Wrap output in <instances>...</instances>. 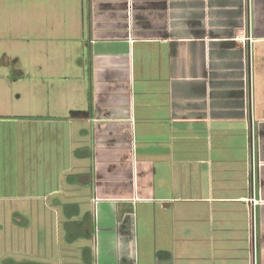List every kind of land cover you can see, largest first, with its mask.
Instances as JSON below:
<instances>
[{
    "label": "crops",
    "instance_id": "obj_1",
    "mask_svg": "<svg viewBox=\"0 0 264 264\" xmlns=\"http://www.w3.org/2000/svg\"><path fill=\"white\" fill-rule=\"evenodd\" d=\"M75 1L0 113V264H264V0H88L87 37Z\"/></svg>",
    "mask_w": 264,
    "mask_h": 264
},
{
    "label": "rangeland",
    "instance_id": "obj_2",
    "mask_svg": "<svg viewBox=\"0 0 264 264\" xmlns=\"http://www.w3.org/2000/svg\"><path fill=\"white\" fill-rule=\"evenodd\" d=\"M5 1L0 3V113L24 114L28 111L27 105L33 104L35 101L34 94L40 91L42 81L39 71L33 77L35 82L28 79L30 76H25L27 70L25 64L29 59L28 55L23 54V48L47 49L51 57L54 48L56 49L58 45L60 47L61 43L66 44L69 41L65 37L66 33H70L72 30L74 22L71 20L74 16H78V7L81 9V6L78 1L73 2V0H63L61 4H58L60 2L57 0ZM82 7L84 8L83 26L85 37H87L88 0H83ZM25 40L29 42L24 44ZM42 72L44 73V70ZM30 73L31 70H28L27 75H31ZM53 217H58L59 221L56 222L61 223L60 216ZM0 219L2 224L0 227V257H14L19 260L24 256L26 250L24 246L25 231L13 227L9 223L7 214L1 215ZM10 235L17 236L16 245L9 244ZM43 239H46V235ZM95 249L94 247L93 250L95 251ZM22 263L15 262V264Z\"/></svg>",
    "mask_w": 264,
    "mask_h": 264
},
{
    "label": "built area",
    "instance_id": "obj_3",
    "mask_svg": "<svg viewBox=\"0 0 264 264\" xmlns=\"http://www.w3.org/2000/svg\"><path fill=\"white\" fill-rule=\"evenodd\" d=\"M261 162L257 161L255 162L254 159V140L251 137L250 140V159H249V169H248V181L251 184L252 188H254L255 181L256 179L259 178V167H260ZM248 201L256 204L260 200L255 199L253 196L251 198H248Z\"/></svg>",
    "mask_w": 264,
    "mask_h": 264
},
{
    "label": "trees",
    "instance_id": "obj_4",
    "mask_svg": "<svg viewBox=\"0 0 264 264\" xmlns=\"http://www.w3.org/2000/svg\"><path fill=\"white\" fill-rule=\"evenodd\" d=\"M22 264H24V263H22Z\"/></svg>",
    "mask_w": 264,
    "mask_h": 264
}]
</instances>
